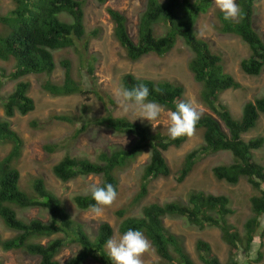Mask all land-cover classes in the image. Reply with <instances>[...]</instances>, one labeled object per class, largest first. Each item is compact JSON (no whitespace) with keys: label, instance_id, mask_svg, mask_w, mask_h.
<instances>
[{"label":"trees","instance_id":"obj_1","mask_svg":"<svg viewBox=\"0 0 264 264\" xmlns=\"http://www.w3.org/2000/svg\"><path fill=\"white\" fill-rule=\"evenodd\" d=\"M95 1L104 5L108 0ZM146 1L145 10L139 17L137 40L129 33L126 15L108 9L114 38L126 52L127 59L133 63L152 54L164 57L181 39L192 52L189 67L195 80L203 87L201 99L212 111L211 114L201 115L196 130H203L204 143L186 156L176 178L177 182L183 183L191 175L201 156L230 152L236 162L215 167V178L232 186L246 178L258 194L250 199L253 217L246 221L244 234L229 222V217L235 215L236 211L232 209L228 197L199 190L191 191L185 203L145 205L140 216L126 217L128 210L117 211V217L122 219L119 234L129 228L141 230L160 259L156 264H197L190 256L184 239L172 233L164 224L166 217H182L201 230L208 227L220 229L222 240L230 249L231 261L226 264H242L237 258L242 251L248 256H253L254 251H257V260L248 262L259 263L263 259L260 247L264 243L261 220L264 217V165L254 161L253 152L264 147V137L246 141L243 136L256 129L264 115V95L249 101L245 105L242 119H235L220 96L228 90L241 89L242 85L226 72L223 57L214 52L196 30L200 17L213 11L218 20L217 31L224 36L239 38L250 50V55L240 63L241 71L251 77L261 76L264 72V38L254 24L258 0H237L240 15L230 21L225 20L221 11L215 8L214 0ZM13 2L15 8L12 11L6 15L0 14V23L5 27V34L0 35V60H16L11 79L18 80L32 74H52L56 69L55 53L69 49H75L80 54L82 69H86L84 56L89 49L90 40L98 38L101 33L100 30H94L90 38L86 39V0ZM158 26H163L166 30L162 36L156 35ZM94 61L95 59L89 60L87 65V75L93 82L96 81ZM61 65L64 68L63 83L55 84L48 80L42 85L43 90L54 97L86 95L87 99L90 94L95 93L104 104L106 114L85 122L76 116H57L54 119L80 124L77 137L87 131L89 124H96L119 135L134 136L135 139L127 147H113L102 152L98 161L94 162L67 154L53 167L54 176L62 183H69L79 177L98 176L101 178L99 185L111 183L119 192V173L149 152L150 160L141 177L140 192L133 200V205L141 203L148 196L152 182L169 178L173 174L165 153L171 148H181L188 137L171 140L162 132H154L149 125L116 117L108 108L115 104L111 97L87 90L81 76L75 78L71 60L64 59ZM137 82L145 83L150 89L149 99H155L168 111L174 110L177 103L187 101L186 89L180 83L157 82L138 78L133 74H126L122 79V83L129 87ZM154 87L160 88L161 92H151ZM29 91V82L17 84L15 91L4 102L7 118H13L16 113L26 116L35 110V102L29 96ZM37 124L34 122L33 126L36 127ZM5 145H10L11 149L5 157L0 155V219L15 236L3 239L0 235V250L23 251L37 257L38 264H61L57 257L62 250L68 244H77L80 247L79 253L66 264H87L89 261L112 264L105 246L106 240L114 238V229L110 224H101L93 239L83 224L72 218L64 203L48 188L43 178L33 179L31 195L22 188L21 173L17 165L23 155L24 140L12 129L8 119H0V148ZM46 150L54 153L56 147L46 146ZM73 201L81 211L91 210L90 205L95 203L90 195H77ZM31 208L46 210L50 214V220L44 222L20 217L18 209ZM257 238H260L261 244L255 250ZM43 239L48 241L45 244L39 241ZM196 249L204 264H223L213 254L210 243L199 240ZM0 264H3L1 260Z\"/></svg>","mask_w":264,"mask_h":264},{"label":"rangeland","instance_id":"obj_2","mask_svg":"<svg viewBox=\"0 0 264 264\" xmlns=\"http://www.w3.org/2000/svg\"><path fill=\"white\" fill-rule=\"evenodd\" d=\"M146 2V0H108L106 4L101 5L95 0H86V39L90 38L89 36L94 30H100L101 33L98 38L90 40L89 49L86 50L84 56V61L87 62L85 70L82 69L81 56L75 49L55 53L56 69L52 74H32L18 80L10 78L11 73L15 70L16 60L13 58L9 61L0 60V119H8L12 129L19 133L24 140L23 155L17 165L21 173V186L31 195L33 179L43 178L48 188L64 203L72 218L83 224L93 239L103 223L112 226L114 238L119 237L118 230L122 219L118 218L116 213L121 209L128 210L126 217L130 215L140 216L142 208L151 203H185L188 200L189 193L193 190L228 197L232 209L236 211L235 215L229 217V222L235 225L241 234H244L246 221L253 217L250 199L258 192L252 188L246 178H242L238 185L232 186L226 182L218 181L213 173V169L219 165H229L236 162L232 153L219 152L201 156L191 175L183 183L177 182L176 178L186 156L203 145V130H196L191 137H188L187 142L181 148H171L165 153L173 174L169 178H161L152 182L149 186L148 196L137 205H133V200L140 192L141 177L146 164L150 160V153H144L129 167L121 171L119 173L120 186L117 199L111 206L104 209L101 216L94 215L91 210H79L73 201V198L77 195H86L90 184L96 183L99 185L101 183L100 177H79L69 183H62L53 174V167L67 154L94 162L98 161L102 152L113 147H127L135 139L134 136L119 135L96 124H89L87 131L77 137L76 134L80 129V124L54 119L57 116H76L85 122L106 114L104 104L95 93L90 94L89 99H87L88 96L86 95L54 97L43 90L42 85L48 80L55 84L63 83L64 68L61 61L64 59L72 61L75 78L78 79L81 76L87 90L97 91L103 96L111 97L115 104L113 106L109 105L108 108L116 117H125L133 122L151 126L148 121L142 122L141 119L137 118V112L131 109L126 111L122 105L116 102L114 90L121 85L126 74H133L138 78L157 82L180 83L186 89L185 99L190 101L197 111L201 114L212 113L201 99L202 85L195 80L190 71L189 64L192 59V52L181 39L166 56L160 57L152 54L142 58L139 62L133 63L127 59L126 52L114 38L113 23L108 9L111 8L126 15L129 33L134 40H137L139 17L145 10ZM214 6L217 8L215 0ZM256 6L257 12L254 24L264 38V0H258ZM14 8L13 0H0L1 15L8 14ZM217 23L215 13L211 11L200 17L196 30L199 37L206 40L212 50L223 57L226 72L233 75L242 85L241 89L228 90L220 96V100L229 107L234 118L240 120L245 105L249 101L264 95V72L261 76L251 77L241 71L240 63L242 59L250 55V50L239 38L220 34L216 28ZM165 31L163 26H158L156 35L162 36ZM3 34H5V27L0 23V35ZM80 48H82L81 45ZM93 59H95L96 76L94 82L87 75L88 61H93ZM20 82L30 83L29 96L35 102V110L26 116L16 113L13 118H7L4 102L15 91L17 84ZM168 113L169 111L164 109L160 118L154 122V128L151 126L154 132H162L164 135H168ZM34 122L38 123L36 127L33 126ZM259 136L264 137V115L261 116L257 128L245 134L243 138L250 141ZM46 146H55L56 151L51 153L46 150ZM10 149V145L1 147V157H5ZM253 159L264 165V147L253 152ZM18 213L24 220L40 219L44 222L50 220L49 212L40 208L18 209ZM261 220L264 228V217ZM164 224L168 230L184 239L190 256L197 264H204L196 249L199 240L210 243L213 254L223 264L231 261L230 249L223 242L220 229L208 227L201 230L190 225L182 217H166ZM0 235L3 239L15 236V233L5 227L1 219ZM39 241L45 244L48 240ZM255 244V250L259 249L260 238L256 239ZM79 251L80 247L77 244H68L59 254L57 260L61 264H66ZM260 252L263 256L262 261L259 263L253 262V264H264V243L260 247ZM247 256L242 251L237 258L242 264H249V260H257L258 252L254 251L253 256L249 255L250 259ZM0 260L3 264H38L39 261L37 257H32L23 251L5 252L2 250H0ZM159 261L160 259L151 245L149 251L142 256V264H156ZM87 264L99 263L89 261Z\"/></svg>","mask_w":264,"mask_h":264},{"label":"clouds","instance_id":"obj_3","mask_svg":"<svg viewBox=\"0 0 264 264\" xmlns=\"http://www.w3.org/2000/svg\"><path fill=\"white\" fill-rule=\"evenodd\" d=\"M215 5L225 20H235L240 15L237 0H215ZM151 92L160 93L161 89L154 87ZM150 94L149 87L142 82H137L131 87L121 83L114 90L116 102L119 105H122L126 111L131 109L137 112V118L141 119L142 122L148 121L153 127L154 122L164 112V108L155 99H149ZM201 115L190 101L177 103L174 110L168 113V137L171 140L191 137L196 131ZM86 195H90L91 199L95 201L94 204L90 205L92 213L101 216L104 209L111 206L117 199L118 192L111 183H104L103 185L93 183L88 186ZM105 246L112 264H142L143 254L149 251L151 247L144 233L133 228L127 229L118 238H109L106 240Z\"/></svg>","mask_w":264,"mask_h":264}]
</instances>
